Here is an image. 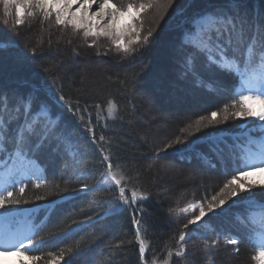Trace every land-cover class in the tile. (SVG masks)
I'll use <instances>...</instances> for the list:
<instances>
[{"label":"trees","instance_id":"obj_1","mask_svg":"<svg viewBox=\"0 0 264 264\" xmlns=\"http://www.w3.org/2000/svg\"><path fill=\"white\" fill-rule=\"evenodd\" d=\"M238 7L241 13L247 14L249 20L255 14L264 16V0H238ZM216 9L232 11L228 0H174L166 11L158 13L155 9L150 10L143 15L144 31L146 33L151 29L153 36L146 46L134 45L138 50L127 56L114 50L103 55L110 48L106 40L98 42L97 47L102 54L97 56V49L88 48L82 34L73 35L70 31L61 32L59 29L49 28L47 22L41 25L39 17H26L24 24L15 31L11 30V19L7 26L0 23V37L4 42L12 41L16 45L0 49V91L7 94L9 105L16 103L17 96L27 97L29 93H33L34 109L43 103L50 107L53 117L59 115L55 131L56 137L60 139L52 137L45 141L35 154L44 169L40 172L44 183L36 188L34 185L38 181L21 182L20 186L26 185L23 196L16 189H11L21 203H10L5 209H0L1 214L21 213L30 219L34 228L33 240L46 241L31 253L44 257L40 264L51 258L49 252L59 254L61 250L68 248L75 250L77 244L82 254L73 259L72 264H139L131 209L124 208L123 211L108 214L106 210L112 193L107 189L81 192L74 198L69 196L72 189H80L83 183L95 185L106 166L101 163L103 155H109L114 164L118 163L123 167L131 178V184L127 185L129 188L137 187L147 194V199L138 200L136 206L137 211L142 210L139 219H142L147 229L146 240L150 244L146 264H152L153 259L160 264L169 248L175 250V240L181 226L192 214L176 215L175 210L189 202L210 198L231 177L232 162L227 150L224 159H219L200 138L212 134L243 148L247 139L239 136L242 133L239 127L245 121L230 116L227 121L201 127L199 131L196 130V121L200 116H208L211 111L223 113L225 105L228 106L229 113L234 111L232 101L238 97H234L233 93L238 80L215 67L206 68L201 57L195 69L199 78L204 81L203 84L199 83L197 77L186 72L183 67L181 49V37L188 27L186 21L196 13ZM16 31L19 35L15 34ZM69 40L71 43H68ZM33 48L35 55L31 51ZM73 49L78 55L73 53ZM173 83L181 89L188 86L182 102L170 99L169 95H175L171 94ZM208 83L212 84V91L206 86ZM145 93L158 105L156 109H146L152 115H158L159 106H187L195 94L208 101L199 103L193 111H183L179 117L174 118L171 131L152 143L150 134L141 125L147 119L145 115H140L145 107ZM60 95L65 97V101H70L74 109L76 102H79L84 123L91 117L98 142L96 146L84 123L77 117L72 118L61 107ZM109 99H113L118 105V119L107 118L106 105ZM97 104L104 109V120L99 124L96 119L99 111ZM85 108L89 111L83 112ZM105 122L107 127H104ZM253 124L254 121H249L247 127ZM181 129L185 131L182 132ZM101 135L106 142H100ZM177 137L186 142L195 141L203 152L208 153L216 167L206 165L196 158L191 161L182 160L180 154L173 149H168L166 154L161 153L160 159L153 158L158 149ZM64 138L70 139L81 154L76 159L65 153L62 143ZM182 147L183 144L174 145L175 149ZM101 148L104 149L103 155ZM162 163L168 165L171 171L189 172L194 178L207 176L209 180L200 188H179V192L176 189L173 192L165 189V183L159 179V166ZM225 166L228 169L227 175ZM85 170L87 175L82 177L81 173ZM63 189L68 191L64 192ZM252 192L258 199H264V190L254 188ZM38 196L44 199H36ZM61 196L65 199H61ZM247 196L248 193H241L240 197L229 200L223 210L217 209L215 215L208 214L204 219L206 223H202L197 229L198 235H193L186 241L187 256L183 260L173 257L171 264H225L224 259L234 261L233 258L240 257L246 259L248 264H254L251 257L255 255L256 245L246 238V229L236 220L237 214H244L246 211L241 198ZM51 209L55 211L50 212ZM73 220L85 223L65 238L50 239L51 234H58L71 225ZM193 227L190 225L189 229ZM229 235L239 238L238 245L226 244ZM217 239L218 243L212 246V241ZM205 240L209 245L207 251H203ZM236 247L239 248L238 252L234 251Z\"/></svg>","mask_w":264,"mask_h":264},{"label":"snow or ice","instance_id":"obj_2","mask_svg":"<svg viewBox=\"0 0 264 264\" xmlns=\"http://www.w3.org/2000/svg\"><path fill=\"white\" fill-rule=\"evenodd\" d=\"M173 3L174 0H119V2L117 0H0V13H2L0 23L7 26L11 19V30L15 31L24 24L26 17L33 19L39 17L41 25L47 22L49 28H56L61 32L70 31L73 35L82 34L85 45L97 49L95 53L97 56L102 54L97 47L101 40L108 41L110 45L103 55H107L109 50H114L127 56L138 50L133 47L134 45L146 46L153 36L151 29L146 33L144 31L143 15L153 9L161 13ZM228 4L232 8L231 12L216 9L194 14L186 21L188 27L184 29L181 37L183 67L186 72L196 76L199 83L203 84L204 81L199 78L195 69L201 57L206 68L215 67L219 71L235 76L238 80V87L233 93L234 97H238L232 101L234 111L229 113L228 106L225 105L223 113L211 111L208 116H200L196 121L197 131L201 127L227 121L230 116L245 121V128L249 120L264 122V16L255 14L249 20L246 13L240 12L238 0H228ZM93 6L95 11H92ZM15 34L19 35V32L16 31ZM68 43H71V40ZM15 46L12 41L4 42L0 37V49ZM31 51L35 55V49ZM73 53L78 55L75 49ZM206 86L209 91L213 90L211 83ZM33 101L34 95L29 93L27 97L17 96L16 103L9 105L7 94L0 91V166L4 168V172L0 173V209H5L10 203H21L14 191L9 190L16 189L23 196L26 185L17 188L21 180L34 178L38 181L34 185L36 188H40L44 183L43 178L38 175L44 169L38 163L35 154L45 141L56 137L55 130L59 115L53 117L50 107L43 103L34 109ZM59 102L73 117L84 123L78 101L75 109L70 101H65L63 95L59 96ZM96 108L99 110L96 117L99 124L104 120V109L99 104ZM88 111V108L83 109V112ZM106 111L109 120L119 118L118 105L113 99L107 101ZM84 126L93 136L92 143L98 144L90 116ZM104 127H107L106 122ZM257 127L262 134L261 138L255 140L249 137L243 148H239L236 143L229 144L226 138L212 134L200 138L201 142L208 146L209 151L219 159H224L227 150L228 158L232 162V174L215 195L203 201L189 202L175 210L176 215L192 214L181 226L179 236L175 240V250L169 248L160 264H171L173 257L183 260L188 254L186 241L193 235H198L197 229L202 223H206L204 218L210 213L215 215L217 209L223 210V206L229 200L240 197L241 193H248L246 198H241L246 205V211L244 214H237L236 220L246 229V238L256 245L255 255L251 257L252 261L254 264H264V199H258L252 192L254 188L264 190V123ZM181 131L185 130L181 129ZM249 131H256V127ZM99 140L106 142L103 135ZM62 143L65 153L71 154L73 159L81 155L70 139L64 138ZM177 144H183L184 147L175 149L174 145ZM252 145L256 146L255 150ZM168 149L177 151L182 160L191 161L196 158L206 165L216 167L208 153L203 152L195 141L186 142L180 137L158 149L153 154V158L160 159L161 153L166 154ZM103 153L104 149L101 148V154ZM101 163L106 166L95 185L83 183L80 189H72L69 196L74 198L81 192L107 189L112 193L109 208L106 210L108 214H115L123 211L124 208L131 209L132 223L136 226L134 235L135 243L138 245L139 264H146V254L150 244L146 240L147 229L142 219H137V216L142 214V210L137 211L136 206L138 200L147 199V194L137 187L127 186L131 184V178L127 176L121 165L112 162L109 155H103ZM227 174L228 169L225 166V175ZM257 174H260L259 177ZM81 175L86 176L87 171H83ZM36 199L42 200L44 197L38 196ZM61 199L65 197L61 196ZM49 211L54 212L55 209ZM48 218L50 220L51 215ZM83 223L85 221L73 220L71 225L66 226L58 234H51L50 239L65 238L73 234L74 230L79 229ZM190 225L194 227L189 229ZM45 242L44 240L36 242L32 236L20 237L14 229L5 230L0 232V258L14 256L15 264H40L44 257L31 253L42 247ZM217 243L218 239L213 240L212 246ZM238 243L237 236H227L226 244L238 245ZM208 247V242L205 240L203 251H207ZM234 251L238 252L239 248H234ZM81 254L77 244L75 250L68 248L61 250L59 254L49 252L51 258L44 261V264H72L73 259ZM152 264H157L155 259L152 260Z\"/></svg>","mask_w":264,"mask_h":264},{"label":"rangeland","instance_id":"obj_3","mask_svg":"<svg viewBox=\"0 0 264 264\" xmlns=\"http://www.w3.org/2000/svg\"><path fill=\"white\" fill-rule=\"evenodd\" d=\"M74 7H75V5H74ZM92 11H95V6H93ZM237 87H238V85H237ZM172 88L173 89H171V94L172 95H173V93L175 95L179 94V96L169 95L171 101L182 102L183 101L182 96L187 94L186 88H188V86L186 85L181 89V88H178V86L175 85V83H173ZM236 88H235V90H236ZM173 90H176V91L174 92ZM205 101L207 102L208 100L200 98L199 94H195L193 100L188 101L189 104L187 106H184L183 104H181V108L180 107H175V108L174 107L173 108L167 107L166 108L164 106H159L158 107L159 109H157V110H159L158 115H156V114L152 115V114L148 113L146 111V109H148L150 107H155V109H156L157 108L156 106H158V105H156L155 102H153V100H150V97L148 96V94L145 93L144 94V106L145 107L140 112V115H145L147 119H146V122L141 123V125L145 129V132H148L150 134V136L152 138V143H154L155 140H157L160 137H163L169 131H171L174 118H177V116L179 117V115L184 113L183 111H186V110H192L193 111L197 106H199L198 105L199 103L205 102ZM249 121H251V120H249ZM254 122H255V124H253L252 126H249L247 128H245L244 124H242L239 127L240 130L242 131V133L239 134V136L247 137V140L249 137H251L252 139H255V140H259L261 138L262 134L259 131V128L257 126L264 123V122H260V121H254ZM253 127H256V131H249V129H251ZM245 133H247V135H245ZM246 144H247V141L245 142V145ZM251 147L253 148V150H255V148H256L255 145H252ZM3 172H4L3 166H0V173H3ZM159 172H160V178L159 179L161 180V182L165 183V185H163L166 187L165 189H169L173 192L175 189L177 190V192H179L178 191L179 188H186V187H189L190 190H194L198 186L200 188L201 186H203L207 182V180H209V179H207V176H203L201 178L200 177L194 178L195 176H191L189 172L171 171V170H169V166L166 165L165 163L160 164ZM38 175H40V173H38ZM259 175L260 174H257L258 177H259ZM27 180H35V179L29 178ZM22 181H26V180H21V182ZM167 186H168V188H167ZM220 211H218V212H220ZM206 227H207V225H206ZM8 229H14L15 233H17L20 237H27V236L32 235V227H31L30 223L27 221V219L20 218V215L16 214V213L0 216V232H3V231L8 230ZM15 259L16 258L14 256L2 257V258H0V264H15ZM230 260L228 261V259H224L223 262L225 264H227V263L228 264H234V262H235V264H237V263L238 264L239 263L248 264L246 259H244L243 257H240L237 259L233 258L234 261H232V260L230 261ZM201 264H210V262L209 263L201 262Z\"/></svg>","mask_w":264,"mask_h":264},{"label":"water","instance_id":"obj_4","mask_svg":"<svg viewBox=\"0 0 264 264\" xmlns=\"http://www.w3.org/2000/svg\"><path fill=\"white\" fill-rule=\"evenodd\" d=\"M48 93L50 94L51 93V91H48ZM61 107L64 109V110H66L63 106H62V104H61ZM67 111V110H66ZM68 112V111H67ZM69 113V112H68ZM70 115H71V113H69ZM71 117L72 118H74L72 115H71ZM90 137H91V140H92V138H93V136H92V134H90ZM95 146H96V144H94ZM102 155V154H101ZM137 219H139V216L137 217ZM134 230L136 231V226L134 225Z\"/></svg>","mask_w":264,"mask_h":264}]
</instances>
